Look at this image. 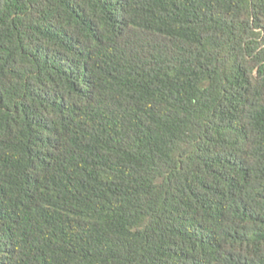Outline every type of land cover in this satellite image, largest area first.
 Here are the masks:
<instances>
[{"label": "trees", "instance_id": "16d2710c", "mask_svg": "<svg viewBox=\"0 0 264 264\" xmlns=\"http://www.w3.org/2000/svg\"><path fill=\"white\" fill-rule=\"evenodd\" d=\"M0 264H264V0H0Z\"/></svg>", "mask_w": 264, "mask_h": 264}]
</instances>
